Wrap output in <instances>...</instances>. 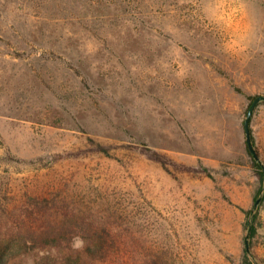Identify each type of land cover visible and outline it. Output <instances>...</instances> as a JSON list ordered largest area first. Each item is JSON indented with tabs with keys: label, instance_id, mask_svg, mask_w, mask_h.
I'll return each mask as SVG.
<instances>
[{
	"label": "rangeland",
	"instance_id": "rangeland-1",
	"mask_svg": "<svg viewBox=\"0 0 264 264\" xmlns=\"http://www.w3.org/2000/svg\"><path fill=\"white\" fill-rule=\"evenodd\" d=\"M258 95L264 0H0V264L48 220L111 226L100 264H264Z\"/></svg>",
	"mask_w": 264,
	"mask_h": 264
},
{
	"label": "trees",
	"instance_id": "trees-1",
	"mask_svg": "<svg viewBox=\"0 0 264 264\" xmlns=\"http://www.w3.org/2000/svg\"><path fill=\"white\" fill-rule=\"evenodd\" d=\"M254 164L258 168H262L256 161H254ZM247 215L246 229L250 238L256 233V216L252 215L251 212H248ZM43 223L44 228L39 227L35 231L29 232L32 238L27 239V235H25L23 236L25 241H21L22 244L20 243L22 252H28L31 249L44 252L37 264H100L109 260L108 251L113 246V241L109 242L113 232L111 226L108 227L106 224L79 225L81 222L78 223V231H81L83 235H89V237L83 236V247L77 249L73 247V241L67 239L71 229H73L72 226L70 228L69 225H59V223L55 225L51 220H48V223L46 221ZM248 254L249 252L245 250V256Z\"/></svg>",
	"mask_w": 264,
	"mask_h": 264
},
{
	"label": "water",
	"instance_id": "water-1",
	"mask_svg": "<svg viewBox=\"0 0 264 264\" xmlns=\"http://www.w3.org/2000/svg\"><path fill=\"white\" fill-rule=\"evenodd\" d=\"M261 102H264V95H258L254 98V100L252 101L251 105L248 108L246 118L244 120V132H245V137H246L247 148L256 161H259V156H258V154H257V152H256V150L252 144V141H251L250 120H251V117L253 115L254 109ZM263 170H264V168H263ZM245 248L247 251L249 250V243H248L247 237L245 240Z\"/></svg>",
	"mask_w": 264,
	"mask_h": 264
},
{
	"label": "clouds",
	"instance_id": "clouds-1",
	"mask_svg": "<svg viewBox=\"0 0 264 264\" xmlns=\"http://www.w3.org/2000/svg\"><path fill=\"white\" fill-rule=\"evenodd\" d=\"M82 246H83V241L80 240L79 238H76L73 247L78 249L81 248Z\"/></svg>",
	"mask_w": 264,
	"mask_h": 264
}]
</instances>
